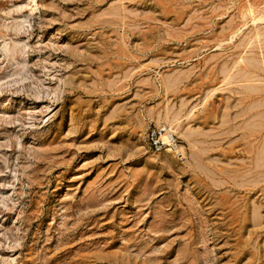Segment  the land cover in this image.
Wrapping results in <instances>:
<instances>
[{
  "label": "rangeland",
  "instance_id": "374dc122",
  "mask_svg": "<svg viewBox=\"0 0 264 264\" xmlns=\"http://www.w3.org/2000/svg\"><path fill=\"white\" fill-rule=\"evenodd\" d=\"M34 3L0 0V264H264V0Z\"/></svg>",
  "mask_w": 264,
  "mask_h": 264
},
{
  "label": "built area",
  "instance_id": "2783aa9c",
  "mask_svg": "<svg viewBox=\"0 0 264 264\" xmlns=\"http://www.w3.org/2000/svg\"><path fill=\"white\" fill-rule=\"evenodd\" d=\"M164 132L163 128H160L158 126H152L149 127L147 130V141L150 145V147L154 150V151H162L167 149V146H171L172 151L176 152L177 149L176 147L178 145H180L176 135L174 134H170V143L168 145V143H165L162 139H161V133ZM180 155V152H176Z\"/></svg>",
  "mask_w": 264,
  "mask_h": 264
},
{
  "label": "bare ground",
  "instance_id": "6f19581e",
  "mask_svg": "<svg viewBox=\"0 0 264 264\" xmlns=\"http://www.w3.org/2000/svg\"><path fill=\"white\" fill-rule=\"evenodd\" d=\"M35 0H33V4L35 5L36 3H34ZM36 7V6H35ZM244 19V18H243ZM2 27V26H1ZM11 52V51H10ZM16 52V51H15ZM7 54V52H6ZM13 56V55H12ZM13 58V57H12ZM241 60V59H240ZM258 78V77H257ZM255 79V78H254ZM256 90V89H255ZM173 115V114H172ZM167 119V118H166ZM157 123L163 124L165 121L162 118H156ZM167 121V120H166ZM169 122V126L163 124L162 126H158L160 128L164 129V132L161 133V139L165 142V143H170V134H182V131L180 128H182V124L180 123V121L177 118H174L172 120H168ZM176 133V134H175ZM186 133V132H185ZM177 137V136H176ZM169 147V148H168ZM171 146H167V150H170ZM177 147H180V145H178ZM176 147V148H177ZM262 159V158H261ZM244 160V159H243ZM262 161V160H261ZM255 213V212H254ZM256 215V214H255ZM256 217V216H255Z\"/></svg>",
  "mask_w": 264,
  "mask_h": 264
}]
</instances>
